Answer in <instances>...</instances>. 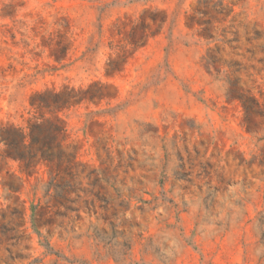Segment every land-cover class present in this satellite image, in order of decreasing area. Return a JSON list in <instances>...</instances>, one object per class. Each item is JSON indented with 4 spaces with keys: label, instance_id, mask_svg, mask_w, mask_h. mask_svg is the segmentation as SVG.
Here are the masks:
<instances>
[{
    "label": "rangeland",
    "instance_id": "1",
    "mask_svg": "<svg viewBox=\"0 0 264 264\" xmlns=\"http://www.w3.org/2000/svg\"><path fill=\"white\" fill-rule=\"evenodd\" d=\"M0 264H264V0H0Z\"/></svg>",
    "mask_w": 264,
    "mask_h": 264
},
{
    "label": "trees",
    "instance_id": "2",
    "mask_svg": "<svg viewBox=\"0 0 264 264\" xmlns=\"http://www.w3.org/2000/svg\"><path fill=\"white\" fill-rule=\"evenodd\" d=\"M244 103V102H243ZM244 108L247 112L248 107L244 105ZM33 129L36 131V134H33ZM21 133V141L25 144L27 142V137L30 136L29 143H36L39 145V152L41 153V159L46 160L48 159V149L50 148L51 142L55 139L57 134L61 131L60 128L55 123H47L40 125H35L30 127L29 133H26L22 129L19 130ZM8 137V146L10 148L13 147V145L16 143L15 136L12 133H7ZM19 158H23L25 162V166H29V158L30 156H23L22 153L17 154Z\"/></svg>",
    "mask_w": 264,
    "mask_h": 264
}]
</instances>
